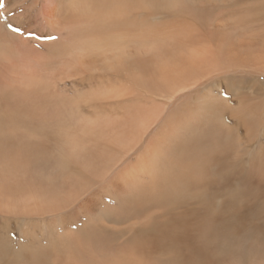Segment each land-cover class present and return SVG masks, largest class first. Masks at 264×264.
Masks as SVG:
<instances>
[{"label": "bare ground", "instance_id": "bare-ground-1", "mask_svg": "<svg viewBox=\"0 0 264 264\" xmlns=\"http://www.w3.org/2000/svg\"><path fill=\"white\" fill-rule=\"evenodd\" d=\"M0 264H264V0H0Z\"/></svg>", "mask_w": 264, "mask_h": 264}, {"label": "snow or ice", "instance_id": "snow-or-ice-1", "mask_svg": "<svg viewBox=\"0 0 264 264\" xmlns=\"http://www.w3.org/2000/svg\"><path fill=\"white\" fill-rule=\"evenodd\" d=\"M13 31H20L19 29H13Z\"/></svg>", "mask_w": 264, "mask_h": 264}]
</instances>
